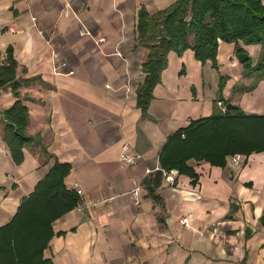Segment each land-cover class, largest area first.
Segmentation results:
<instances>
[{"label":"crops","instance_id":"1","mask_svg":"<svg viewBox=\"0 0 264 264\" xmlns=\"http://www.w3.org/2000/svg\"><path fill=\"white\" fill-rule=\"evenodd\" d=\"M175 1L0 0V51L13 49L18 96L29 108L25 133L34 138L16 163L2 112L18 97L2 89L0 228L56 162L70 164L66 186L77 182L83 191L50 224L44 264H264V151L237 153L239 165L231 156L224 165L191 159L196 178L179 171L173 184L164 178L161 199L141 186L147 169L162 168L168 137L224 112L226 100L264 115V77L252 91H236L256 73L238 60L236 43L223 41L217 67L191 49L170 51L148 108L138 105L153 44L140 37V10L152 16ZM244 48L253 60L260 48L264 54L261 46ZM124 143L143 159L123 163ZM186 215L189 226L181 222Z\"/></svg>","mask_w":264,"mask_h":264},{"label":"trees","instance_id":"2","mask_svg":"<svg viewBox=\"0 0 264 264\" xmlns=\"http://www.w3.org/2000/svg\"><path fill=\"white\" fill-rule=\"evenodd\" d=\"M138 27L142 41L153 43L144 65L147 77L138 89V105L145 112L170 51L182 55L191 49L197 60H211L217 67L221 41L236 43L237 54L245 51L239 41L261 44L264 48V1L176 0L152 16L141 9ZM17 65L11 47L4 55L0 51V91L10 87L18 97L2 112L4 139L13 159L20 163L23 147L34 138L25 133L29 108L18 96L22 83L17 78ZM244 66L246 71L252 69L256 73L254 82L242 88L252 91L264 77V54L256 65L251 66L248 58ZM229 101H225V107ZM261 151H264V115L246 114L234 105L233 109L192 120L171 134L160 154L162 168L147 174L141 186L148 196L161 199L156 189L164 180V170L177 169L196 178L197 173L189 165L191 159L224 165L227 156ZM69 169L70 164L56 162L34 192L23 200L13 220L0 228V264H44L43 251L52 235L50 224L80 201L77 191L65 184Z\"/></svg>","mask_w":264,"mask_h":264},{"label":"built area","instance_id":"3","mask_svg":"<svg viewBox=\"0 0 264 264\" xmlns=\"http://www.w3.org/2000/svg\"><path fill=\"white\" fill-rule=\"evenodd\" d=\"M240 154H234L231 156V162L235 165H239L240 164ZM143 159V155L135 152L129 145V143H124L122 145L121 148V154H120V160L127 164V165H134L136 164L138 161H141ZM160 167H157L156 170H159ZM155 170H151V169H147L146 173L149 174L151 172H153ZM178 173L177 169H170V170H164V178L167 182L173 184L176 182V175ZM74 190L77 191V193L79 195H82L83 191L82 189L79 187V184L77 182H75L73 184ZM141 191H142V187L141 186H137L135 189L132 190V194L134 196V199L136 201H139L140 197H141ZM189 216L186 215L181 219L182 224H184L185 226H189Z\"/></svg>","mask_w":264,"mask_h":264},{"label":"rangeland","instance_id":"4","mask_svg":"<svg viewBox=\"0 0 264 264\" xmlns=\"http://www.w3.org/2000/svg\"><path fill=\"white\" fill-rule=\"evenodd\" d=\"M252 47V49H256V50H258V48H259V46H261V47H263L261 44H242L241 45V47L242 48H244V47ZM245 49V48H244ZM261 55H262V49L260 48V50L258 51V54H257V60H253V58H251V57H249L250 58V63H251V66H254V65H256V63H258L259 61H260V59H261ZM218 57V56H217ZM245 68V67H244ZM246 75H248V73H246ZM239 85H241V84H239ZM235 90L236 91H238V92H241L242 91V89L240 88V86L238 87V86H236L235 87ZM244 92H248V91H245L244 90Z\"/></svg>","mask_w":264,"mask_h":264},{"label":"water","instance_id":"5","mask_svg":"<svg viewBox=\"0 0 264 264\" xmlns=\"http://www.w3.org/2000/svg\"><path fill=\"white\" fill-rule=\"evenodd\" d=\"M237 58H238V60L241 63H244L248 59V54L246 52H240V53L237 54ZM226 108L227 109H233L234 108V105L231 102H229L226 105Z\"/></svg>","mask_w":264,"mask_h":264}]
</instances>
